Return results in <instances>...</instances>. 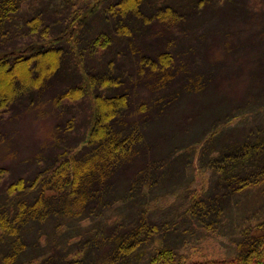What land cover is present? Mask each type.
Returning <instances> with one entry per match:
<instances>
[{
	"label": "rangeland",
	"instance_id": "obj_1",
	"mask_svg": "<svg viewBox=\"0 0 264 264\" xmlns=\"http://www.w3.org/2000/svg\"><path fill=\"white\" fill-rule=\"evenodd\" d=\"M113 2L19 0L0 22V56L12 58L14 52L26 53L44 43L61 46L67 62L59 77L17 93L0 108V207L9 217L19 202L34 198L39 183L30 184L39 173L85 144L94 121L95 91L125 93V111L130 117L139 114L136 130L141 136L140 155L107 179L119 195L111 197L110 207L81 218L75 205L52 202L53 213L20 227L16 251L0 250V264H105L123 233L138 225L137 231L154 224L158 228L141 234L127 264L146 261L158 245L172 247L175 258L186 260L231 258L248 236L261 233L264 173L219 196L217 187L226 184L216 183L214 171L192 145L212 128L219 130V141L241 140L264 124V0H142L137 16L121 18L129 30L111 35L89 55L86 42L105 29L102 6ZM88 6L102 9L97 14ZM165 6L175 20L157 18ZM78 11L80 16L68 22ZM34 16L37 21L31 20ZM110 19L112 31L122 25H113L112 14ZM161 53L170 63L157 69ZM91 66L119 82L93 89ZM157 81L162 83L155 89ZM74 83L84 84L85 94L58 101ZM20 178L23 189H11ZM209 192L217 198L216 211L185 209L189 202L190 208L205 201ZM94 235L93 243L84 241ZM5 243L10 244L9 233L0 229V247Z\"/></svg>",
	"mask_w": 264,
	"mask_h": 264
},
{
	"label": "trees",
	"instance_id": "obj_2",
	"mask_svg": "<svg viewBox=\"0 0 264 264\" xmlns=\"http://www.w3.org/2000/svg\"><path fill=\"white\" fill-rule=\"evenodd\" d=\"M18 1L0 0V22L8 13L10 14L16 10ZM86 1L92 3L95 0ZM141 1L114 0L112 6H102L103 9L100 6H88V9L93 7V13H97L99 8L103 10V13L100 12L99 14H101V28H105L104 31H97L90 42H86L89 55L94 54L99 46H105L111 40V35H115L119 31L122 33L124 29L129 30L126 26L127 23H121V18L126 15L137 16L140 7L138 5ZM165 8V10L158 11L157 18L167 22L175 20V16L172 19L170 17L171 8L169 6H165ZM109 14L114 15L116 18L113 25L116 23L122 24L113 26V31L107 26L112 21ZM78 16H80L79 11L71 15L68 22L76 20ZM31 20L37 21V16H34ZM123 26L125 27L123 28ZM43 44L42 47L28 52L25 51L26 53L13 51L12 58L6 55L0 56V77L6 79L3 81L0 78V108L4 107L8 100L9 102L12 101L17 93L28 90L29 87L39 88L51 78L60 76L59 70L67 65V62L64 64L66 61L64 53L66 52L61 46ZM158 59L157 69L168 67L170 60L166 59L164 53H161ZM88 70L89 82L93 89L98 85L108 87L119 82L111 74L110 77H106L92 71V66ZM161 83L157 81L155 89ZM85 92L86 87L84 84L74 83L61 93L58 101L63 97L80 98ZM261 94L264 95V89ZM94 104V121L85 144L76 152L57 161L42 176L39 173L30 184L32 186L33 183H39V190L36 195L34 198L28 199V202H19L15 212L10 217L7 209L0 207V229L9 233L10 243L9 245L7 243L1 245L0 250L16 251L19 245L13 246L17 244L16 240L20 227L26 225L27 222L42 219L43 215L53 213L54 207L50 205L52 202L62 200L67 201V204H73L77 207L78 213H82L81 218H84L91 213L96 215L95 212H102L105 207H110L111 202L114 200L111 197L119 196L114 193L112 185L107 186V182H109L107 179L122 163L130 162L133 155H140L141 136L136 130V125L140 122L139 114H137V117H130V113L128 115V112L125 111L126 95L122 92L105 95L97 90L94 94ZM125 115L130 119L129 122L124 121L126 119ZM129 125L130 127L127 128ZM218 135L219 130L212 128L198 141L197 145H192V147L196 148L197 155H201L200 159L205 158L208 168L214 171L217 178H215L216 183L218 180V183L223 182L226 184L228 189L218 184L220 185L217 187L220 188L219 196H222L228 190L233 191L248 183L257 181L264 173V124L255 126L241 140L223 139L219 141ZM211 151L216 153L212 154ZM23 185V179L20 178L17 182L12 183L11 189L21 190L24 187ZM45 190H52L53 193L45 194ZM120 197L128 203L124 197ZM189 205L190 202L185 209L196 211L197 214L198 212L204 214L208 211H216L217 198H213L209 192L206 200L199 202L196 207L193 204L189 208ZM42 210L45 214H42ZM67 212H71V210H67ZM139 226L135 230H128L123 233V238L109 254L105 264H127L126 259H128L129 254H132V249L140 242L141 234L146 235L149 231L158 228L154 224L152 227L143 226L142 229L140 228L137 231ZM259 228L261 233L253 237L248 236L244 242L239 244L238 252L231 258L195 261L186 260L185 256L180 255L178 256L180 258L177 259L178 257L175 258L172 247L158 245L148 259L140 264H264V222ZM89 229L93 232L97 230L94 226ZM13 235L14 237L11 238ZM95 235L92 240L85 239L84 241L93 243L96 239ZM6 257L10 259L13 256L7 254ZM38 264L54 263L39 261Z\"/></svg>",
	"mask_w": 264,
	"mask_h": 264
}]
</instances>
